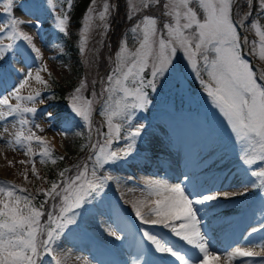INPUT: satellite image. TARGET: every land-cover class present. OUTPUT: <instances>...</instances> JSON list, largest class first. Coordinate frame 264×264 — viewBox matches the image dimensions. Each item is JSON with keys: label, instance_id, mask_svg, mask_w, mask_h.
Masks as SVG:
<instances>
[{"label": "snow or ice", "instance_id": "6c2138e0", "mask_svg": "<svg viewBox=\"0 0 264 264\" xmlns=\"http://www.w3.org/2000/svg\"><path fill=\"white\" fill-rule=\"evenodd\" d=\"M252 0H248L251 4ZM94 5L96 0H91ZM152 0H142L143 8H147ZM159 3V0H157ZM235 0H166L163 8L164 15L171 18L162 27H157V18L144 16L142 21L132 28L138 42L135 50H130L127 42L120 44L116 53L114 67L106 78L104 87L101 89L100 98L103 100L101 115L106 117L108 131L102 135L103 140L98 139L90 146L91 155L82 166H76L73 175L65 174L70 169L59 173L60 180L52 182L51 188L45 191V199L36 206L32 203L29 194L15 195L16 191L25 192V189H17L15 185L0 187V264H43L41 257L49 255L54 264H62L61 258L56 255L58 241L69 226L77 224L81 215L80 210L85 205L91 204L101 197L109 181L117 178L110 175H98L106 165H115L131 156L137 144V139L144 129L143 124L133 125L132 121L137 111H147L152 105L151 93H156L165 82L169 87L181 91L182 70L177 69L179 63L177 52L180 51L186 58L188 65L195 69L199 77L201 68L208 75V81L203 78V84L207 92L210 106L218 112L225 121L234 143L240 147V159L244 165L252 166L256 161H264V83H258L257 73L252 70L249 61L242 54V44L250 48V54L259 52V58L264 59V29L254 23L259 40L251 42L245 36L241 41L237 31L238 26L244 28V19L234 23L232 9ZM14 0H6L4 13L8 19L0 25V82L8 75L11 62L19 57V62L28 67L26 61L31 56L33 60L42 57L41 50L33 43V37L18 30V25L24 21L13 15ZM196 5L202 10V17L198 15ZM259 8L264 15V0H258ZM71 7V0H69ZM136 11V5H132ZM89 12L92 11L90 7ZM109 12V5H104L100 20L103 21ZM250 14V13H249ZM132 17L130 16L129 19ZM91 19V18H89ZM55 27L59 32L67 34L69 14H57ZM28 23H31L30 21ZM33 27H42V22L37 19ZM102 27V25H97ZM89 24L84 25L85 35L82 37L87 44V32ZM7 37L12 41H22L25 47L21 48L14 43H3ZM84 49H82L83 51ZM22 76L18 86L12 91L0 97V121H7L8 117H15L13 127L19 124V130L12 134V138L5 142L9 145H17L26 150L29 156H33L32 144H40L41 151L38 153L42 160L50 157L54 145L42 136L35 135L26 126L30 121L25 114H35L38 98H42L41 92L35 90L34 94L22 95L21 90L29 85L31 78L41 85L47 86L48 82L41 75V70L49 71L46 65H41L35 73L28 70L26 73L19 68L14 69ZM147 73V75H145ZM264 81V73L259 76ZM85 82L80 88L75 89V94L70 96L71 110L82 118L91 131L92 115L95 101L81 95ZM107 97L104 98V94ZM17 101L11 102V98ZM24 102L31 103L27 106ZM51 116V113L48 114ZM119 119L122 123H114ZM122 125L127 126L126 135L121 136ZM39 128V125L36 126ZM7 126L0 132V140L7 132ZM90 139V137H89ZM121 139L125 141L123 147L113 149L114 142ZM60 159H64L63 156ZM55 163V160H52ZM91 162V169L89 168ZM11 163V162H10ZM27 163V161H20ZM35 171V162L32 161ZM247 174L252 177L250 187L260 190L261 198L264 199V167L259 170L247 169ZM37 178L39 176L37 175ZM25 179L27 173L25 172ZM118 182V181H117ZM7 184L8 182H3ZM243 192H208L191 182V178L184 176L181 183L169 184L166 180H156L148 183V195L158 198L152 201L140 200L133 203L135 216L142 222L141 236L139 241L141 252L133 258L132 264H147L142 260L143 246L147 242L154 253L170 254L180 264H197L191 257L177 249L174 243L159 233L153 234L143 225L162 226L169 230V235L179 238L203 254V264H207L209 249L208 239L201 227L203 217L209 214L217 202L221 199L231 201L238 195H244L248 191L249 182L241 185ZM51 198L52 204L47 212V219L41 223L45 215L42 209L44 204ZM150 204L146 215L155 216L154 219H146L141 213V205ZM261 211L264 212V206ZM198 212L201 214L198 218ZM264 230V221L260 227H253L252 233ZM110 235L121 239L115 231L109 230ZM55 246V247H54ZM260 252L236 248L228 254L229 260L233 257H258ZM219 261V257L214 258ZM87 264V262H85Z\"/></svg>", "mask_w": 264, "mask_h": 264}, {"label": "rangeland", "instance_id": "374dc122", "mask_svg": "<svg viewBox=\"0 0 264 264\" xmlns=\"http://www.w3.org/2000/svg\"><path fill=\"white\" fill-rule=\"evenodd\" d=\"M106 3L109 5V12L112 11L113 13L115 3L110 4L108 0H96L93 5L90 2L89 8L91 7L92 11L89 12V8L86 9L82 23L75 30L77 37L74 43L77 53L74 51V58L66 49L67 47L62 44L64 41L63 33L55 27V16L68 11L69 0H14L13 15L15 18L24 21V23L17 26L18 30L33 37V43L41 50L42 57L33 60L29 56L26 61L28 67L19 62V57L11 62V67L6 65L9 71L6 78L0 82V97L12 91L14 87L18 86V81L22 79V76L14 70L15 68H19L25 73L30 69L35 73L43 64L47 66L51 73L41 70V75L48 83L57 84L58 81H61L70 84L75 81L68 92V102L60 99L58 90L47 91V86L39 84L34 78H31L29 85L21 90L22 95L34 94L35 90H39L42 96V98L37 99L35 104L38 111L35 114H25L30 121L26 126L25 134L27 135L28 129H30L35 135L49 139L58 149L64 152L84 153L89 151L91 144L99 138L97 129H100V123L103 124L101 133L108 131L106 117L101 115L103 100L100 97L94 103L92 115L94 128L92 133H94V137L90 138L91 140L89 139L86 123L82 118L75 115L70 107V96L75 94V89L80 88L82 82H85V84L81 95L93 100L92 91L89 96L86 93L87 81L83 76L84 73L94 74L93 76L97 80L99 77V82L102 79L100 74L103 71L101 67L104 62L98 63V61L104 59L102 47L106 40L109 12L103 21L100 20L99 14L104 11ZM128 3L131 13L137 14V18L129 26L123 41H126L128 48L134 51L138 47V42L131 30L142 21L144 16L157 18L158 28L162 27L165 22H170L171 18L164 15L166 10L163 8V4L166 3V0H159V3H157V0H152L147 8H143L142 0H128ZM133 4L136 5V11L132 9ZM5 5L6 0H0V25H3L8 19L7 14L4 13ZM193 7H196L198 15L202 17V10L195 4ZM37 19L42 22L43 26L40 28L32 26ZM29 21L31 23H28ZM239 22L238 20L237 25H239ZM254 23L264 29V15H262V12L253 19L251 26ZM86 24H89L90 28L87 32L88 40L85 45L82 37L85 35L84 25ZM97 25H102V27ZM237 31L240 34L241 41H243L245 36L241 33L239 26ZM251 33L252 37L248 40L250 42L252 40L258 41L259 37L254 28H252ZM3 43H14L21 48L24 47L21 45L24 42L12 41L7 37L4 38ZM258 47L259 45H257V51L255 57H253L252 54V56L248 54L250 53L249 47L242 44V54L243 56L244 54L249 55V58H245V56L244 58L249 61L259 80L262 69H264V59L259 58ZM82 49L84 50L82 51ZM177 56L179 57V63L176 64V67L182 70L183 73L182 90L177 92L165 82L162 87L158 88L156 93L150 92L153 99L152 105L149 106L147 111H137L136 117L132 121L133 125L143 124L145 126L141 136L137 139L134 153L126 160L115 165H106L104 169L98 172V175L107 173L117 179L107 183L100 198L91 204L85 205L80 210L81 215L77 219V224L69 226V229L58 241L55 254L61 258L62 264H85V262L87 264H132L133 258L141 252L139 241L142 239L140 235L142 222L135 216V209L132 205L140 200L148 202L158 198L155 195H148L147 185L149 181L145 177L147 174H151L156 178H169L175 183L182 182L184 176L187 175L190 176L192 183L208 192H243L244 189L241 185L246 181L249 182L246 194L238 195L231 201L221 199L213 209L209 210V214L203 217V219H207V222H210L211 226L209 228L214 233L210 239L207 238L209 241L207 244L209 249L207 264H264V230L249 235L253 227L259 228L260 223L264 221V212L261 211L262 206H264V199L261 198L260 190L250 187L253 178L247 174L249 167L252 170H259L264 167V161H256L252 166L243 164L240 159L239 145L234 143L233 136L225 121L210 106L207 92L204 90L203 84L200 83L201 78L208 81L207 73L201 68L198 77L195 69L188 65L183 53L178 51ZM252 61L259 64L254 67ZM110 71L111 69L108 71V75ZM261 83H264V81H261ZM106 97L107 93L104 94V98ZM174 99L180 101L179 110H175ZM11 102L15 104L17 101L13 97ZM24 103L29 107L32 106L29 102ZM0 110L6 111V108L0 107ZM49 113H51V116L48 115ZM145 114L146 116H143ZM140 116H143L144 121L142 118L140 119ZM15 119V117H8L7 121H0V132L3 131L5 126L8 128V131L4 132V138L0 140V187L15 185L17 189H25V192L16 191L15 195H30V191L37 187L35 185H41L43 177H51V175H48V172L45 171L44 161L38 155L40 144L35 142L32 144L34 155L29 156L26 150L5 142L12 138L14 132L19 130V124L13 127L12 122ZM114 123H122V121L116 119ZM37 125H39V128L36 127ZM176 126L178 129H173ZM181 128H186V131L193 135L194 140L196 139L193 145H188L186 139L182 138L185 135V131H183L185 129L182 130ZM126 130L127 126L122 125V137L126 135ZM103 139L104 137L100 135V140ZM124 144L125 141L121 139L119 142H114L111 147L117 149L123 147ZM146 149L166 156H171L175 149L177 151L181 150L180 155L186 159L189 172L183 170L179 173H170L171 175L168 176L164 168L165 164L164 167L156 166L155 171H144L143 166L147 167V165L143 164L142 159L147 160L148 163H156L157 158L155 157L159 156L157 154L149 156L145 152ZM85 157L87 159L86 155ZM159 157L162 158V156ZM22 160L27 161V163H20ZM33 160L35 171L32 167ZM52 167L57 173L67 169L59 168L57 164ZM91 167V162H89V168L91 169ZM25 172L27 173V179H25ZM37 175L39 178H37ZM65 175L70 176V173ZM30 198L32 197L30 196ZM32 203L34 204L33 201ZM150 206L147 203L141 205V213L146 219L155 218V216L146 215ZM200 216L201 214L198 212V218ZM143 227H147L154 234L158 232L165 237L171 236L169 230L164 229L162 226H158L159 229L153 225H143ZM109 230L115 231L121 239H116L110 235ZM140 237L141 239H139ZM175 239L180 244L177 249L182 250L187 257L193 258L194 261L199 256L200 261L197 264H203L202 253L193 250L192 246L180 241L179 238ZM217 239H220V241L216 243ZM223 240L227 241V245L221 243ZM236 248L260 252L261 255L258 257H233L229 260L228 254ZM142 251V260L146 261L147 264H180L170 254L154 253L147 242ZM217 256L220 258L219 261L214 259ZM41 260L43 264H54L47 254L41 257Z\"/></svg>", "mask_w": 264, "mask_h": 264}, {"label": "trees", "instance_id": "16d2710c", "mask_svg": "<svg viewBox=\"0 0 264 264\" xmlns=\"http://www.w3.org/2000/svg\"><path fill=\"white\" fill-rule=\"evenodd\" d=\"M91 0H71V7H69L67 13L69 14V23L67 27V34L66 35V41L65 45H67L71 48L76 49L75 45V39L77 37L76 29L80 26L82 23V19L84 16V13L87 8L90 6ZM110 4L115 2V10L112 13L109 12L108 15V27L106 30V40L102 47V61H98V63L104 62L101 69H105L103 76L105 77L106 74L110 69H112V66L115 62V54L123 40V38L126 35V32L130 25L135 21L137 18V14L131 13L128 0H109ZM248 8V0H236L234 4V9L232 12L233 15V21L235 23L238 22L241 14ZM262 10L259 8L258 0H253V5L251 8L250 14L246 15V20L244 23V29L246 34L248 35V39L252 37V28H251V22L253 19L258 17V14H260ZM132 17L129 19V17ZM252 40V39H251ZM73 43V47H72ZM76 52V51H75ZM77 53V52H76ZM73 57L75 58V53L73 52ZM101 59V58H100ZM99 59V60H100ZM108 59V60H107ZM112 60V61H111ZM109 62H111L109 64ZM94 74L90 73H84L83 76H85L87 81V95L89 96V93L92 91L93 93V100L97 102V100L100 97L101 89L104 87V83L99 84L96 77L94 78ZM94 80H92L93 78ZM75 82V81H74ZM74 82H71L70 84H66L65 82L58 81L59 86L57 87L60 90L61 98L64 100H67L68 98V92L70 91V88ZM88 84H89V90H88ZM49 88L55 87L54 85H48ZM48 141V140H47ZM50 146L52 143L48 141ZM42 147V146H41ZM40 147V151H41ZM63 156L64 159H60V157ZM79 156L76 154V152L68 151L67 153H63L60 150L56 149L55 147L52 149L50 153V157L43 160L44 162V169L48 172V175L50 174L51 177H43V181L41 185H35L36 188L33 189V198L36 201V206H39L41 202L45 199V191L51 188L52 182H58L61 178L59 174L55 172L53 169V164L57 163L58 167H70L74 162H76L79 158ZM52 160H55V163L52 162ZM76 167L71 166L70 171L74 172ZM53 176V177H52ZM42 190V192H40ZM52 204L51 198L48 199V202L44 204V208L42 211H44L45 215L41 218V223H44V221L47 219V212L49 210L50 205Z\"/></svg>", "mask_w": 264, "mask_h": 264}, {"label": "bare ground", "instance_id": "6f19581e", "mask_svg": "<svg viewBox=\"0 0 264 264\" xmlns=\"http://www.w3.org/2000/svg\"><path fill=\"white\" fill-rule=\"evenodd\" d=\"M180 124V123H179ZM181 125V124H180ZM173 129H178L177 128V126L176 127H173ZM172 129V131H174ZM182 129V128H181ZM183 129H185V130H183ZM182 130L183 131H185V135H184V137H182L183 139L185 138L186 139V141H187V144L188 145H190V144H194V141L196 140H194V137H193V135L190 133V132H188V131H186V128H183ZM181 130V131H182ZM176 134V133H175ZM173 137V136H172ZM179 138H180V136H178ZM174 139V138H173ZM176 139V138H175ZM171 141H172V139H171ZM182 141V140H181ZM185 141V140H184ZM183 142V141H182ZM196 142V141H195ZM168 143V142H167ZM171 143V142H170ZM173 143V142H172ZM175 145V144H174ZM180 145V144H179ZM182 146V145H181ZM172 148V147H171ZM184 149V148H183ZM145 152H146V154H149V156L151 155V156H155V154H157V155H159V156H162V158L161 157H159V156H157V157H155V158H157V161H156V163H148V161H146V160H144V159H142L143 160V164H146L147 165V167H145V165L143 166L144 167V171H155V169H156V166H158V167H164V164H165V169H166V173H167V175L169 176V175H171V174H174V173H179L180 171H183V170H186L187 171V173L189 172L188 171V167L186 166V159L182 156V155H180V152H181V150H179V151H177V149H175V150H173V153H172V155L170 156H166V155H164V154H161V153H158V152H156V151H153V150H150V149H146L145 150ZM187 152V151H186ZM141 161V160H140ZM140 168V167H139ZM131 169V168H130ZM133 169V168H132ZM136 169V168H135ZM164 170V169H163ZM143 173V172H142ZM149 173V172H148ZM171 173V174H170ZM186 173V174H187ZM135 174V173H134ZM136 174H138V173H136ZM146 174V173H145ZM145 177L147 178V180L149 181V183L150 182H152V181H156V180H166L167 181V183H169V184H177V183H175V182H173V181H171L169 178H164V177H162V178H156V177H153L151 174L150 175H145ZM181 183V182H180ZM147 227H149V226H147ZM146 227V228H147ZM210 227V225H209V223L207 222V219L206 218H204L203 219V223H202V227H201V231H202V233H204L205 232V229H207V232L205 233V235H206V237L208 238V239H210L213 235L212 234H214V233H212L211 232V229L209 228ZM157 229H159V227L157 226L156 227ZM157 229H156V231H157ZM215 230V229H214ZM139 231V230H138ZM159 231V230H158ZM156 233H158V232H156ZM153 234H154V232H153ZM165 234V233H164ZM141 235V234H140ZM162 235V234H161ZM167 239H170L173 243H174V245H175V247L176 248H178L179 247V242H178V240L177 239H175L173 236H168V237H166ZM139 239H141V237L139 238ZM137 240H138V238H137ZM139 241V240H138ZM138 241H137V243H138ZM181 241V240H180ZM211 241V240H210ZM213 241V240H212ZM220 241V239L218 240H216L215 242L217 243V242H219ZM209 242V241H208ZM227 241L226 240H223V242H221V243H226ZM139 245V244H138ZM182 245V244H181ZM213 245V244H212ZM215 245V244H214ZM226 245H227V243H226ZM140 246V245H139ZM219 246H220V244H219ZM227 247V246H226ZM214 248V247H213ZM182 251V250H181Z\"/></svg>", "mask_w": 264, "mask_h": 264}]
</instances>
